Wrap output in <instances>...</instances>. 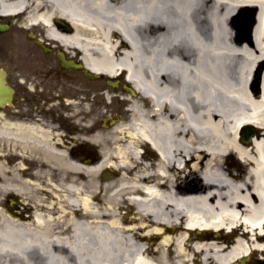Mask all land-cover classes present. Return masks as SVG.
Here are the masks:
<instances>
[{
	"label": "bare ground",
	"instance_id": "1",
	"mask_svg": "<svg viewBox=\"0 0 264 264\" xmlns=\"http://www.w3.org/2000/svg\"><path fill=\"white\" fill-rule=\"evenodd\" d=\"M22 8L47 42L92 74H122L137 97L127 122L91 125L96 165L43 139L35 149L59 174L56 217L43 209L46 190L13 168L7 177L0 162V193L36 207L27 219L0 210V264H255L264 255V0H0L4 13ZM239 12L251 20L241 32L230 23ZM104 171L110 181L100 184Z\"/></svg>",
	"mask_w": 264,
	"mask_h": 264
},
{
	"label": "flooded vegetation",
	"instance_id": "2",
	"mask_svg": "<svg viewBox=\"0 0 264 264\" xmlns=\"http://www.w3.org/2000/svg\"><path fill=\"white\" fill-rule=\"evenodd\" d=\"M27 11L22 8L11 14L0 9V162L7 168V177L13 168L24 179H28L29 151L39 149L42 139L64 152L68 160L91 166L96 159L86 147L91 146L87 139L92 134V116L97 114L94 109L99 106L108 111V103H128L137 97L122 74L93 76L79 56H70L47 42L36 29L38 24L27 20ZM254 16L255 12L251 18ZM240 25L246 30L251 20H242ZM77 149H83L84 156H78ZM142 154L149 161L157 159L149 146L142 148ZM35 156L51 165L48 155L42 154L44 159ZM0 205L3 213L24 215L31 210L14 193H0ZM251 260L264 264V255Z\"/></svg>",
	"mask_w": 264,
	"mask_h": 264
},
{
	"label": "rangeland",
	"instance_id": "3",
	"mask_svg": "<svg viewBox=\"0 0 264 264\" xmlns=\"http://www.w3.org/2000/svg\"><path fill=\"white\" fill-rule=\"evenodd\" d=\"M198 4H200L199 8H201V6H203L202 3H198ZM242 20H243V15L240 12L230 19V23L233 27V30H235L237 32L244 31V29L242 30V28H239V26H238L241 24ZM102 104H100V105H102ZM107 105L110 108L108 111H106L104 108H99V106H97L94 109L95 111H97V114L95 113V115L92 116V122H95V124L97 126H101V127H102V122H103L102 120L103 119H105L106 122L108 121L106 123L108 127H111L112 125H117V124L122 123V122H127V119L129 117V112L127 109L129 102L128 103H125V101L123 103L112 102V103H108ZM146 108H148V106H146ZM86 150H87V153L92 156V158L96 159L95 161H93L92 166L96 165L98 162V157L100 156V153H99L100 151L93 146L86 147ZM76 151H77L78 156H81V157L84 156V154L81 153L82 151L84 152L83 149H77ZM37 154H39V156L42 159H44L41 156L42 154L38 153V151H31V150L29 151V160L26 164V166L28 168L27 169L28 170L27 177H28V179L37 182L43 188V190H46V191H43V195H42V198H43L42 204L46 208H43V207H41V208H43L45 210V209H47V207H51V209H49L48 211H51V213H52L51 215L56 217L57 213H58V211H57L58 207L56 205L57 201L54 197L53 189H55L54 187L56 186V183L58 182V175L59 174H58L57 168L52 167V165H44V163H42L40 159L36 158L35 155H37ZM230 163H233V161L231 160ZM234 164L237 165L236 163H234ZM238 167L241 168L239 165H238ZM36 171L43 172V175H41V177H39L38 179L36 177H34V175H33V173ZM104 179H106V180H104ZM84 181H85L84 176H82L81 174H78L77 175V183L83 184ZM101 181L105 182V181H110V180H107V178H105V177H101L100 179H98L97 182H99L101 184ZM97 203H99L98 200H97ZM33 205L34 204H29V207L31 208V210L35 211L36 207H35V205L34 206ZM30 211H28V213H25L23 215L24 219L31 217ZM123 211L128 213V217L134 216V211L132 209L128 210L125 208V209H123ZM176 232H177V230L174 231L171 235L174 236ZM149 239H150V243L146 244V246L149 249L157 248L159 240H151L152 238H149ZM172 249H173V247H172ZM237 264H239V263H237Z\"/></svg>",
	"mask_w": 264,
	"mask_h": 264
},
{
	"label": "water",
	"instance_id": "4",
	"mask_svg": "<svg viewBox=\"0 0 264 264\" xmlns=\"http://www.w3.org/2000/svg\"><path fill=\"white\" fill-rule=\"evenodd\" d=\"M64 63V61H62ZM254 133V129L250 128V127H245L244 128V139L245 140H249L250 136L253 135Z\"/></svg>",
	"mask_w": 264,
	"mask_h": 264
}]
</instances>
